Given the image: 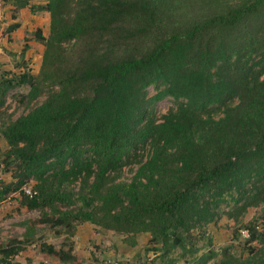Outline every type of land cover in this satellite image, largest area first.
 <instances>
[{
	"label": "trees",
	"instance_id": "16d2710c",
	"mask_svg": "<svg viewBox=\"0 0 264 264\" xmlns=\"http://www.w3.org/2000/svg\"><path fill=\"white\" fill-rule=\"evenodd\" d=\"M14 7L47 13L48 30L28 38L43 48L36 75H0V108L17 87H27L26 104L45 97L0 128L8 147L0 165L12 162L15 179L0 200L31 180L34 195L21 193L22 207L47 210L45 222L67 234L84 223L148 234L151 264L217 257L198 254L210 245L205 228L264 205V0H16ZM163 99L175 107L157 122L152 109ZM145 147L130 180L116 182ZM242 230L244 257L223 250L214 264H264V223ZM14 244L0 248V264L22 250Z\"/></svg>",
	"mask_w": 264,
	"mask_h": 264
},
{
	"label": "rangeland",
	"instance_id": "374dc122",
	"mask_svg": "<svg viewBox=\"0 0 264 264\" xmlns=\"http://www.w3.org/2000/svg\"><path fill=\"white\" fill-rule=\"evenodd\" d=\"M0 12V75H19L28 71L31 75H36L39 70L41 54L43 48L32 40H28L35 27L32 22L29 10L23 9L18 15L21 28L11 33L7 31L12 25L17 14L7 8L8 0H1ZM45 0H29L31 5L44 3ZM16 14V15H15ZM36 14V16H38ZM41 23L40 18L36 20ZM47 29L42 32L46 36ZM27 87L13 88L5 94L3 106L0 108V128L2 125L14 121L21 115L28 112L30 108L38 106L45 96H39L34 102L26 104L21 97L27 93ZM154 94L149 87L147 96ZM175 104L169 99H163L153 106L152 113L158 122L161 116L173 110ZM214 117H218L215 114ZM8 151L0 134V155ZM148 156V148L137 152V158L131 164L123 167L116 179V182L127 183L136 168L143 163ZM12 162L0 165V189L3 186L15 183L12 176ZM33 181H28L26 187L33 190ZM21 187V188H22ZM10 192L0 200V248L9 244L10 241L21 243L22 250L15 256L8 259L9 264H151L156 263L153 251L154 246L148 243V234H138L134 237H126L94 228L92 225L84 223L76 225L71 234H67L60 227H51L46 220L50 219L47 210H27L22 207V192ZM77 184L72 185V190L76 191ZM67 208H60L65 210ZM223 211H226L223 210ZM264 205L247 209L243 216L233 221L226 216H221L215 223L205 228V238L210 240V245L202 247L198 254L207 250H213L218 254L207 264H214L220 258V253L227 250L229 253L244 257L246 253L245 239L246 231L242 227L249 221L257 219V223H264ZM204 238V239H205ZM133 243V244H132ZM205 240H199L197 245H203ZM253 245V244H252ZM48 246L55 251L61 249L65 254L72 257L71 261L61 263L57 257L48 254L44 247ZM1 258V255H0ZM154 261V262H153ZM176 264H183V260Z\"/></svg>",
	"mask_w": 264,
	"mask_h": 264
},
{
	"label": "crops",
	"instance_id": "0c3cea01",
	"mask_svg": "<svg viewBox=\"0 0 264 264\" xmlns=\"http://www.w3.org/2000/svg\"><path fill=\"white\" fill-rule=\"evenodd\" d=\"M16 0H8L7 1V8H9V9H11V10H14V2H15ZM21 11H23V9H21V10H19L16 14H17V16H16V18H15V20L14 21H12V23H18L19 24V20H18V14L21 12ZM15 14V15H16ZM38 18H40V21H41V23H37L36 22V20L38 19ZM32 22H35V27L37 26L38 27V29H40L41 31H43L44 29H47V27H48V14L47 13H45V12H41V13H39V15L38 16H36V14H34L33 16H31V19H30ZM21 28V25L19 24V28L18 29H20ZM17 29V30H18Z\"/></svg>",
	"mask_w": 264,
	"mask_h": 264
},
{
	"label": "built area",
	"instance_id": "2783aa9c",
	"mask_svg": "<svg viewBox=\"0 0 264 264\" xmlns=\"http://www.w3.org/2000/svg\"><path fill=\"white\" fill-rule=\"evenodd\" d=\"M1 0H0V12H1ZM21 192L23 195L27 196V197H32V195H34V192L31 191L30 189L26 188V187H22L21 188Z\"/></svg>",
	"mask_w": 264,
	"mask_h": 264
}]
</instances>
